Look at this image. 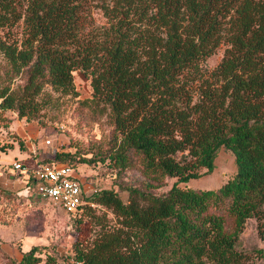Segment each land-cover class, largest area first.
Listing matches in <instances>:
<instances>
[{"label":"trees","instance_id":"16d2710c","mask_svg":"<svg viewBox=\"0 0 264 264\" xmlns=\"http://www.w3.org/2000/svg\"><path fill=\"white\" fill-rule=\"evenodd\" d=\"M93 1L0 0V28H8L0 50L15 70L28 66L20 93L0 90V107L32 118L44 86L77 93L81 69L91 100L122 134L110 159L128 163L132 150L155 179H178L161 193L126 187V199L115 188L85 193L83 208L102 204L116 221L98 222L90 239L78 218L73 253L48 252L46 264H250L236 245L250 217L264 239V0ZM222 42L224 55L206 74L201 61ZM222 146L235 154L232 177L218 188L180 184L213 172ZM53 160L76 168L70 151ZM221 203L233 231L210 210ZM41 249L32 245L12 264L41 262Z\"/></svg>","mask_w":264,"mask_h":264},{"label":"rangeland","instance_id":"374dc122","mask_svg":"<svg viewBox=\"0 0 264 264\" xmlns=\"http://www.w3.org/2000/svg\"><path fill=\"white\" fill-rule=\"evenodd\" d=\"M18 3L24 7L26 0H18ZM93 9L96 20L103 22L102 10L98 6H93ZM19 30L21 26L14 28L11 34ZM7 31L6 27L0 28V35ZM227 45L222 42L213 54L201 61L203 72L209 73L221 61ZM73 73L77 93H66L50 83L46 84L36 96L40 108L32 118L20 116L15 109L0 107V264H12L19 260L23 252L34 244L42 246L43 260L37 264H46L48 252L57 253L60 258L70 255L73 253L78 218L84 220L81 227L91 235L90 239L95 236L98 222L116 221L110 208L96 202L92 204V209L68 212L42 199L33 188H29L28 176L15 169L14 162L21 161L25 166L33 167L37 159L52 163L57 151H70L86 194L101 188H115L125 199L129 193L126 187L161 193L178 179V176L155 179L145 172L141 155L132 150L129 151L128 163L119 164L110 159L108 154L118 148L122 134L115 129L108 108L91 100V77L81 69ZM27 77L28 66L15 70L0 50V90L9 87L20 93ZM83 157L94 160L87 161ZM215 164L213 172L180 184L218 188L237 171L235 154L225 146L220 148ZM210 210L225 215L228 231L236 228L226 203L214 205ZM91 225L93 230L89 231ZM236 247L248 254L246 263L264 264V239L258 233L255 217L247 219ZM259 248H263L262 253ZM68 259L74 261L71 256Z\"/></svg>","mask_w":264,"mask_h":264},{"label":"built area","instance_id":"2783aa9c","mask_svg":"<svg viewBox=\"0 0 264 264\" xmlns=\"http://www.w3.org/2000/svg\"><path fill=\"white\" fill-rule=\"evenodd\" d=\"M48 142L51 139H47ZM14 168L32 177V187L42 199L51 201L68 212L83 208L87 202L85 187L76 168L69 163L39 162L36 166H25L21 161L14 162Z\"/></svg>","mask_w":264,"mask_h":264},{"label":"crops","instance_id":"0c3cea01","mask_svg":"<svg viewBox=\"0 0 264 264\" xmlns=\"http://www.w3.org/2000/svg\"><path fill=\"white\" fill-rule=\"evenodd\" d=\"M35 160H36V159H35ZM36 161H37V162H36V164H35L34 166H36V165L39 163V160H38V159H37ZM12 176H14V175H12ZM12 176H11V177H12Z\"/></svg>","mask_w":264,"mask_h":264}]
</instances>
